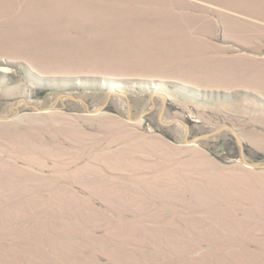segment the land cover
Instances as JSON below:
<instances>
[{
	"label": "rangeland",
	"instance_id": "obj_1",
	"mask_svg": "<svg viewBox=\"0 0 264 264\" xmlns=\"http://www.w3.org/2000/svg\"><path fill=\"white\" fill-rule=\"evenodd\" d=\"M264 0H0V264H264Z\"/></svg>",
	"mask_w": 264,
	"mask_h": 264
},
{
	"label": "water",
	"instance_id": "obj_2",
	"mask_svg": "<svg viewBox=\"0 0 264 264\" xmlns=\"http://www.w3.org/2000/svg\"><path fill=\"white\" fill-rule=\"evenodd\" d=\"M115 95H118V96L125 98L126 105H127V117L132 122L141 121L146 115L153 112L157 107L156 98H159L161 100V106H160V110H159V114H158V120H159L160 124L166 125V126H171L175 123L182 124V126L185 129L184 142L187 144L198 143L199 141H202V140H205L209 137L217 135V134L223 132L224 130H228V131H230L232 136L235 138V140L239 146L240 156H241L242 162L248 167L259 168V169L264 168V161H252V160L248 159V157L246 155V151H245V144H244V141L242 140V137L240 136L239 131L230 124H224V125L216 128V129H214V130L209 131V132H205L202 134H198L194 137H190V135H191V124L186 119L180 118V117H174L173 119H171L169 121L165 120L164 115H165L166 109L168 107L170 97L166 93H164L163 91L153 90L151 95H150L151 105L148 107V109L144 110L143 112H141L136 117H133V115H132V113H133L132 102H131V98H130L129 93L127 91L117 87V86H110L109 90H108L106 101L103 104L97 105L95 108H91L88 101L84 97L78 96V95H75V94L69 93V92H60L56 98V101L59 102V101L64 100L65 98H67L71 101L81 102L85 105L86 110L89 114H99L100 112L104 111L108 107L110 100ZM22 105L26 106L27 108H33L34 110H36L38 112H46L49 110H53L57 107L56 103L51 105V106H48V107L39 106L36 104V102H33L26 97H20L16 100V103L13 106V108L16 111L14 113H12V110L10 109L7 112V114H0V120H9L11 118L18 116V114L20 112V107Z\"/></svg>",
	"mask_w": 264,
	"mask_h": 264
}]
</instances>
